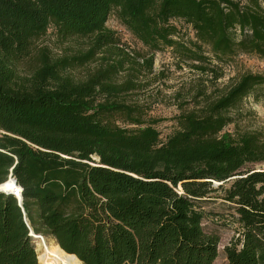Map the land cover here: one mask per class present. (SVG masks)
Instances as JSON below:
<instances>
[{
    "label": "trees",
    "instance_id": "16d2710c",
    "mask_svg": "<svg viewBox=\"0 0 264 264\" xmlns=\"http://www.w3.org/2000/svg\"><path fill=\"white\" fill-rule=\"evenodd\" d=\"M112 15L152 52L150 67L169 48L217 81L241 54L264 58L260 0H0V186L13 174L23 195L19 205L0 192V264L40 263L28 225L83 264H214L220 237L205 230L201 202L217 191L240 229L228 264H264V170L254 168L264 134L226 131L237 105L259 99L264 75L180 114L162 141L145 109L126 101L130 83H118L126 57L106 27ZM178 20L194 31L190 45ZM51 27L92 45L62 59L44 49L23 76ZM101 54L116 60L84 82L70 76Z\"/></svg>",
    "mask_w": 264,
    "mask_h": 264
},
{
    "label": "rangeland",
    "instance_id": "374dc122",
    "mask_svg": "<svg viewBox=\"0 0 264 264\" xmlns=\"http://www.w3.org/2000/svg\"><path fill=\"white\" fill-rule=\"evenodd\" d=\"M260 1L264 8V0ZM175 24L180 32L179 39L188 45L195 41L191 26L179 20L175 21ZM106 27L117 34L121 40L119 49L126 57V65L118 76V83L129 82L133 87L125 96L126 101L145 109L146 119L156 123L155 127L160 132L162 141L177 130L176 118L180 114L198 111L206 102L215 101L246 74L264 75V58L241 54L229 64L220 66L222 68L217 71L222 76L215 81L210 74L206 75L194 68L193 65L199 66L198 62H185L178 52L169 48L156 52L150 67L146 62L150 57L144 59L143 56H152V52L120 23L116 15L110 17ZM92 42L90 38L79 37L62 41L56 30L51 27L45 36L35 42L33 57L22 62L19 71L23 76L30 75L37 68V54L44 49L54 58H70L87 52ZM205 51L209 58H213L208 49ZM108 60L111 62L116 59L107 57L103 61L101 54L93 62L73 69L69 74L75 81L84 82L93 73L104 68ZM258 97L259 99L252 96L246 98L231 111L235 124L229 126L226 131L234 134H264V88L258 92ZM254 168L264 170V163L256 164ZM214 186L217 188L218 184L215 183ZM201 205L207 213L205 230L220 237L219 256L214 264H228L225 248L237 239L240 230L236 222L235 208L224 200V191L211 194ZM41 236L35 237L38 262L49 264L43 260L45 248L50 247L51 243H57L51 237Z\"/></svg>",
    "mask_w": 264,
    "mask_h": 264
},
{
    "label": "bare ground",
    "instance_id": "6f19581e",
    "mask_svg": "<svg viewBox=\"0 0 264 264\" xmlns=\"http://www.w3.org/2000/svg\"><path fill=\"white\" fill-rule=\"evenodd\" d=\"M14 186L13 180H8L0 186V191L10 195ZM43 260L49 264H83L76 257L68 255L57 244H52L50 247L45 248Z\"/></svg>",
    "mask_w": 264,
    "mask_h": 264
},
{
    "label": "built area",
    "instance_id": "2783aa9c",
    "mask_svg": "<svg viewBox=\"0 0 264 264\" xmlns=\"http://www.w3.org/2000/svg\"><path fill=\"white\" fill-rule=\"evenodd\" d=\"M8 180H13L14 181V186L13 189L10 193V195H12L13 197H15V199H17L19 205H22L23 203V195H22V188L20 187V185L17 183L16 179L14 178L13 174H10ZM2 192V191H0ZM6 194V193H4ZM7 195V194H6Z\"/></svg>",
    "mask_w": 264,
    "mask_h": 264
},
{
    "label": "water",
    "instance_id": "95a60500",
    "mask_svg": "<svg viewBox=\"0 0 264 264\" xmlns=\"http://www.w3.org/2000/svg\"><path fill=\"white\" fill-rule=\"evenodd\" d=\"M28 228L30 230V236L35 238L37 235L35 234V232L30 228V226L28 225ZM39 237H42L41 235H38ZM61 248V247H60ZM62 249V248H61ZM63 250V249H62ZM64 251V250H63Z\"/></svg>",
    "mask_w": 264,
    "mask_h": 264
}]
</instances>
